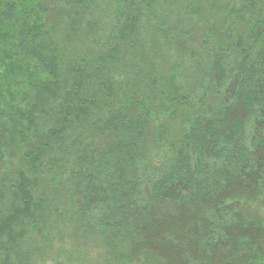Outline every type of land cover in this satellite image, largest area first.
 Instances as JSON below:
<instances>
[{
    "label": "trees",
    "instance_id": "16d2710c",
    "mask_svg": "<svg viewBox=\"0 0 264 264\" xmlns=\"http://www.w3.org/2000/svg\"><path fill=\"white\" fill-rule=\"evenodd\" d=\"M97 252L264 264V0H0V264Z\"/></svg>",
    "mask_w": 264,
    "mask_h": 264
},
{
    "label": "rangeland",
    "instance_id": "374dc122",
    "mask_svg": "<svg viewBox=\"0 0 264 264\" xmlns=\"http://www.w3.org/2000/svg\"><path fill=\"white\" fill-rule=\"evenodd\" d=\"M182 120L183 119L181 117H177L176 119H174V121H171V126L174 127L176 132H178L179 126L181 125ZM102 254L100 252L96 253V256L98 255V260H99V262L96 263V264H104L103 262H101L102 259H103V255Z\"/></svg>",
    "mask_w": 264,
    "mask_h": 264
}]
</instances>
